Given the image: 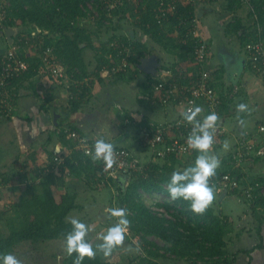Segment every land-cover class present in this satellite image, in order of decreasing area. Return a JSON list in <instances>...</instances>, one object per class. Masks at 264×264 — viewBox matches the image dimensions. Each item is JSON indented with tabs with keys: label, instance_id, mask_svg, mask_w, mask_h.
I'll return each mask as SVG.
<instances>
[{
	"label": "crops",
	"instance_id": "obj_1",
	"mask_svg": "<svg viewBox=\"0 0 264 264\" xmlns=\"http://www.w3.org/2000/svg\"><path fill=\"white\" fill-rule=\"evenodd\" d=\"M9 1L12 6V0ZM146 1L149 2L150 0ZM156 1L158 0H154L152 7L156 5ZM181 1H183V4H189L194 8L192 11L196 12V16L193 17L200 23L201 34L208 44L209 54L212 49L213 52L216 49L215 63L209 65L208 59V64L206 65L213 78L215 79L214 76H217V80H214L216 90L224 96L235 85L239 86V93L235 96H239V101L236 100L237 98L230 100L228 110L224 111L225 136L221 139L218 147L214 149L220 159L230 157L236 147L237 140L244 136L245 133L248 138L256 141L257 144L264 140V132H259V126L264 125V78L250 67L242 41L236 35L231 36L227 32L228 23L235 21L236 18L241 19L244 26L252 27L254 17L250 16V9L247 4L237 5L234 9H228L229 0H202L195 3H191L188 0ZM148 4L146 3L147 8L149 7ZM135 9L140 14L141 11L146 12L147 10L142 7H135ZM185 14L182 13L180 5H178L170 16L182 17ZM89 17L91 16L85 12L81 18V25L88 21L92 22ZM16 20L18 18L14 16L13 21ZM138 21L139 19L136 16L129 12H123L111 18L109 24H105L101 20L94 24L93 27L87 25L84 27L93 34V43L99 47H102L101 43L105 42V40L108 41L109 38L107 37H109V34L114 33L115 35L129 36L133 41L147 43L148 48L145 49L146 51L140 62L145 57L156 55L162 61L160 66L163 65L164 67L187 66L190 63L189 61L192 59L191 50L188 51L183 48L176 29L168 32V35L178 37L176 42L179 43L178 48H174L173 52H171L146 34L138 26ZM164 21L166 19L162 20L161 24ZM255 22L256 24L258 23V21ZM70 23L71 25L73 24L71 20ZM62 26V24L59 25L58 31L51 32V37L49 34H46L45 37L47 36L53 40H56L58 36L61 37V33L64 30ZM16 27L19 28L18 32L31 35L37 24L27 23ZM163 30L167 32L172 29L164 28ZM249 30L251 31V29ZM0 37L3 39V43H0V46H4L0 50V55H2L9 49L10 43L1 26ZM213 37L214 40L218 41L214 48L209 42V39H213ZM183 44L186 45L184 42ZM85 45L83 44L82 46L84 47ZM222 48L226 49L231 57L235 56L237 61H239L241 66L240 76H236L234 70H232L233 74L231 76L228 74L225 63L220 58ZM3 49L5 50L3 51ZM90 51L94 52L92 53L93 58L90 55ZM37 52H32L30 58L33 59ZM182 52H188L187 57L184 59L178 58V54H182ZM83 53L89 76L87 75L80 82H77L73 74L65 69L63 70L64 76L56 78L43 69L38 73L33 68L34 73L30 71L18 82L14 83L15 88L19 90L15 111L9 118H0V179L8 180V183H0L1 213L2 209L12 210L13 206L10 207L11 204L13 205L11 203L12 199L10 201L8 198L9 196L11 197L13 191L17 195L24 194L29 196L32 191L30 186L40 183L43 179L47 180V178L48 181H52L50 188L55 195L64 191L74 192L77 197L76 201L80 205L83 194L95 199L98 192L103 193L102 190H95L89 186L87 188L84 180L63 169L65 159L75 150L71 146L73 143L71 139L66 137L63 140L60 138L62 125L73 126L84 135L109 137L113 144H119V146L131 149L138 157L143 155L144 159H148L150 153L138 150L136 128L131 127L126 122V119L131 117L137 122L143 120L166 122L178 115V108L175 106L165 107L159 103L145 100V95L151 90L150 80L153 74L142 71L138 67L139 64L137 65L138 71H132L125 75L124 78L111 76L108 71L101 72V77L99 76L98 78L93 74L97 66L98 53L89 46L85 48ZM222 67L223 69L221 70ZM90 77L91 86L88 99L82 102L79 111L73 112L69 110L68 103L71 97H76L74 96L75 91L73 88L79 89L80 84L89 83ZM239 103L247 104L250 110V114H240L246 122L244 128H241L237 122L236 106ZM67 140H71V145ZM224 141L229 142L228 150L223 148ZM55 158H61V163L56 162ZM245 172L248 177L259 176L264 180V158L257 160L252 166L247 165ZM114 181L116 184L117 182L124 184L126 182L125 179L122 181V176H118ZM24 183L26 184L25 187H23ZM36 186L39 187L38 191L43 189V186L41 187L39 184ZM107 186L116 188L112 182L104 185V187ZM223 194L224 196H222ZM222 195L215 208H217L216 212L226 217L231 224L230 232L225 238L228 242L229 252L251 250L249 254L241 252L237 261L233 264H238L241 256H243V264H264V222L260 235L258 234L259 221L254 218L252 210L249 212L246 209L247 201L239 194L226 195L222 193ZM228 197L236 200L237 204H234V202L228 203ZM223 207H226L230 213L226 214ZM249 208L251 207L249 206ZM78 210L86 212V209L83 210L82 207L81 209L76 208L71 211L69 216ZM248 212L252 214V222H250ZM5 231L6 220L0 219V233ZM261 240L263 246L258 247L257 245Z\"/></svg>",
	"mask_w": 264,
	"mask_h": 264
},
{
	"label": "trees",
	"instance_id": "obj_2",
	"mask_svg": "<svg viewBox=\"0 0 264 264\" xmlns=\"http://www.w3.org/2000/svg\"><path fill=\"white\" fill-rule=\"evenodd\" d=\"M86 1L87 0H12L9 14L12 18L17 16L18 20L10 21V26L36 23L37 26L41 28H47L52 32H56L59 24L56 25L55 22H52L51 17L54 19V16L61 14L67 19L63 18L60 20V25L62 24V29H64L61 33V37L58 36L56 40H53L46 36V43L40 50L38 49L37 55L34 56L33 59L28 57V61L31 63V73H34L41 67V51H44L47 46L53 47L60 65L67 72H71L77 82L82 81L87 75L89 76L83 53L87 46L98 53L97 66L93 73L98 78L99 76L101 77V72H105V70H107L111 76H116L118 78H124L125 75H128L132 71H138L137 65L141 57L144 56L148 44L136 40L133 41L129 36L115 35V33L109 34L108 41L101 43L102 47L93 43V34L89 32L84 25H81V18L85 14L82 4ZM100 1L102 2V0H98L97 2L100 3L102 8L103 4ZM145 1L146 0H144V2ZM166 1H172L176 3L177 6L180 5L182 13H186L185 16H170L171 12H169L168 2H165V5H161L160 0L156 1L155 6L158 5L157 7L159 9L157 12H153L152 3H154V0H150L149 2L146 1V3H149L146 12L141 11L140 14L138 10H134L133 5H129L126 9L122 10L121 8L119 11H115V14L119 12H129L133 16H136L137 19H139L137 22L138 26L146 34L150 35L155 42H159L165 49L171 52H173L172 50L174 48H178L179 43L176 42L178 37L170 36L168 32H172L174 31L173 29H176L183 48L188 51L191 50L190 53L192 54L191 18L196 16V12L192 11L194 8L191 5L183 4L181 0ZM250 1L251 7L257 13L258 23L262 28V36L264 38V0ZM243 4L246 5L244 0H229L228 9H234L235 6H241ZM140 6L141 5L138 7L140 8ZM249 9L250 16H253V10L250 7ZM161 15L163 19L167 18L163 24H161L162 20L161 23L157 21V17ZM70 20L73 23L72 25ZM255 21L256 20H254L252 27H246L243 25L241 19L236 18L235 21L228 23L227 32L231 36L236 35L237 38L242 41L243 46H245L252 38H255L256 29H258ZM198 26L199 31L202 32L200 25ZM164 28H171L172 30L166 32L163 30ZM249 29H251V31ZM184 39H187V45L183 44ZM115 41L131 44L134 52H136L130 56V65L124 71L112 72L111 70L113 66L112 62L114 60L119 61L121 58L118 51L110 46V43ZM83 44L86 45L83 47ZM109 54H112V59L108 57ZM187 54L188 52H182V54H178V58L184 59L187 57ZM105 67L106 69L104 70ZM222 69L223 67L221 70ZM21 78L15 80L13 84L18 82ZM164 79L168 81L170 77L166 76ZM90 83L91 77L89 78V83L80 84L79 89L73 88L75 91L74 96L76 97H71L68 103L69 110L73 112L80 110L82 102L89 97ZM150 92L155 99L158 98L156 93H152V86ZM228 102L229 101H226L224 103L223 110H228V106L226 105ZM128 118L134 120L131 117ZM144 122L147 121L145 120ZM65 125L66 124L62 125L60 131V138L63 140L67 137L63 132ZM130 126H133V128L135 127L134 125ZM71 128L78 130L73 126ZM88 137L91 139L98 137L107 142H112L109 137L95 135ZM67 142L71 145V140H67ZM220 143L221 142H218V144ZM137 144L138 150L147 152V150L142 149L138 138ZM113 145L116 148H125L116 144ZM71 146H74V143H72ZM216 147H218V145H214V149H216ZM196 155L197 153L193 151L191 158L182 164H179V160L176 156H172L170 161H156L152 160L151 157L148 158V156V159H144L142 155V158L139 157L142 159V168L134 171L130 175L129 183L124 186V183L117 182L120 186L118 201L123 208H127L130 211V216L128 217L131 221L130 230L141 235V239L147 244L145 246V252L140 254L137 259L129 264H163L159 260L160 257H172L174 260H184V264H233L237 261L238 255L241 252L247 254L251 252V250H242L235 253L229 252L228 242L225 240L230 232L228 219L217 213L215 208L222 193L226 195L239 194L247 203L252 202L250 207L254 218L259 221L258 234L261 235L264 216H262V213L259 211V207L264 208V195H259L252 201L248 200L244 189L248 184H246L245 181L240 180L244 188L236 187L231 191H219L213 206L203 216L194 214L190 210L188 202L184 200L172 201L170 199V194L167 191V184L170 181L171 174L176 170H182L192 165ZM231 156L220 159L221 167L217 170V175L212 180L228 172L237 173L235 169L233 170ZM63 169L69 171L77 178L84 180L89 186L94 184L95 178L104 170L101 162H93L91 156L85 155L84 152L78 150L73 151L72 154L65 159ZM111 179L115 180L113 178ZM0 183H8V180L1 178ZM51 183L52 181H48V178L47 180L43 179L38 183L41 187L43 186L41 191H38V187L36 186L38 184L32 185L30 186L32 187L31 195L27 196L20 194L16 195L13 199V205L11 204L10 206H13L12 213L11 215L8 214L6 217L7 230L0 233V254H13L20 243L29 240L37 244L49 240L63 239L65 241L66 233L71 230V225L66 222V217L69 216L73 209L81 208L82 206L77 203L76 193L74 192L64 191L63 193L55 195L50 188ZM96 183L100 184L99 181H96ZM252 184L255 183L252 182ZM157 192L165 194L168 198L161 203H157V206L166 209L168 215L159 214L145 203L143 198L144 193L155 194ZM4 211L7 210L2 209V212ZM149 236L159 237L164 240V243L159 245L154 240L148 239ZM257 246H263L262 240ZM73 259L74 257H69L66 254L62 260V264H73ZM84 264L116 263L110 259L106 260L98 253L94 260L85 259Z\"/></svg>",
	"mask_w": 264,
	"mask_h": 264
},
{
	"label": "built area",
	"instance_id": "obj_3",
	"mask_svg": "<svg viewBox=\"0 0 264 264\" xmlns=\"http://www.w3.org/2000/svg\"><path fill=\"white\" fill-rule=\"evenodd\" d=\"M98 0H87L82 4L84 12L89 14L92 22L104 21L106 24L110 23V19L120 15L122 12L115 14L122 8L126 9L129 5L137 8L139 5L143 9H148L144 0H102V8ZM187 1V0H185ZM195 3L202 0H188ZM245 3L253 10L254 20L258 21L257 13L251 7L250 0H244ZM161 5L168 2L169 12H173L176 3L172 1L160 0ZM158 6V5H157ZM157 6L153 7V12L159 9ZM11 3L6 0H0V26L4 30L5 27L10 26L9 22L13 20L9 14ZM158 15V13H157ZM163 16L157 17V21L161 23ZM65 19L61 14L54 16L55 20ZM191 31H192V60L187 66L177 67H164L159 66L155 74L151 75L152 93H156L158 98L155 99L149 92L145 95V100L148 102L159 103L165 107L175 106L178 108V115L173 119L166 122L156 121H140L127 118L126 122L129 125H134L136 128L137 138L143 150L150 153L152 160H171L172 156L178 159L186 156H191L193 150L187 146V137L191 131V126L183 120L181 111L190 106H200L203 108L201 117L211 112H216L220 117V124L216 132V143L221 141L226 132V126L223 122L225 113L223 110L224 103L235 99L239 93V86L235 85L230 91L226 92L223 96L222 93L216 90L214 85V78L206 67L208 64L209 49L206 40L203 38L199 31V23L195 17L191 18ZM136 20V19H135ZM257 28L255 38L245 45L247 59L250 67L258 72L264 78V38L262 36V28L259 23L256 24ZM16 27V26H15ZM18 28V27H17ZM19 29V28H18ZM59 27L56 29L58 31ZM38 32V33H37ZM33 31L31 35L17 32L13 43L10 44L9 49L0 55V118H9L14 113L16 104L19 97V90L15 88L13 82L23 77L28 71L31 70V63L28 61L32 52H37L43 45H45V35L50 33H41V30ZM45 32H48L47 30ZM51 37V35H50ZM129 40V39H127ZM183 42L187 45V39ZM110 46L113 47L118 54L121 55L119 61L112 62V72L124 71L130 65V56L135 54L131 44L123 42H111ZM112 59V54H109ZM42 65L38 68L39 73L42 69L49 72L56 78L64 76V68L60 65L57 55L52 46H47L44 51H41ZM106 67L104 68V70ZM107 71V70H105ZM170 77V80L165 81V77ZM227 98V100H225ZM63 132L68 139L74 143V150L94 154V145L98 137L91 139L87 135L80 133L78 130L72 129L70 126H65ZM259 132H264V125L259 126ZM107 142V141H106ZM112 143V142H110ZM113 144V143H112ZM117 163L108 171H105L102 161V168L104 169L99 173L100 177L130 176L134 171L142 168V159L137 156L131 149L115 147ZM91 156V155H88ZM231 163L233 170L237 173L228 172L219 176V178L212 180L216 187V191L234 190L236 187L244 188L240 183L243 180L247 184L248 176H246L245 168L247 165H254L258 159L264 157V140L259 144L256 141L248 138L245 133L244 136L239 138L236 147L231 156ZM61 158H55L56 162L61 163ZM56 167V166H54ZM247 177V179H245ZM248 200H253L259 195H264V185L261 182L255 184L248 183L244 188ZM159 214H166L168 212L165 208L158 206L153 209Z\"/></svg>",
	"mask_w": 264,
	"mask_h": 264
},
{
	"label": "clouds",
	"instance_id": "obj_4",
	"mask_svg": "<svg viewBox=\"0 0 264 264\" xmlns=\"http://www.w3.org/2000/svg\"><path fill=\"white\" fill-rule=\"evenodd\" d=\"M236 111L237 122L241 128H244L246 122L240 114H250L248 105L239 103ZM202 112V107L190 106L180 113L183 120L191 126L187 146L197 155L192 165L174 171L167 184V191L172 201L188 202L190 210L201 216L207 213L216 200V187L212 179L221 167V160L214 152L220 117L214 111L201 117ZM223 148L229 149L228 141H224ZM86 155H91L93 162L102 161L105 171L117 163L115 146L102 138L95 141L94 154L86 153ZM104 216L110 226L102 233H97L93 224L83 222L75 216L66 217L71 230L65 235L64 251L69 257H74L73 264H84L85 259L94 260L98 253L108 260L116 251L125 248L130 252H142L138 244L134 249L131 245H126V236L131 226L128 218L130 211L127 208L106 207ZM0 264H23V262L12 253H4L0 254Z\"/></svg>",
	"mask_w": 264,
	"mask_h": 264
},
{
	"label": "rangeland",
	"instance_id": "obj_5",
	"mask_svg": "<svg viewBox=\"0 0 264 264\" xmlns=\"http://www.w3.org/2000/svg\"><path fill=\"white\" fill-rule=\"evenodd\" d=\"M6 1L10 2L9 0H6ZM51 20H52V22H55L56 25H58V24L60 25L59 20H54V19H52V17H51ZM94 24H96V23L88 21V22L84 23V26L87 25V26L93 27ZM34 29H35L34 30L35 32H37L38 29H40L41 30L40 34L52 32L51 30H49L47 28L44 29V28H41L39 26L34 27ZM46 30L48 32H45ZM107 38H109V37H107ZM107 38H104V39H107ZM105 42H106V40H105ZM209 42L211 43L212 48H214V45L218 41L214 40V37H213V39H209ZM236 42H237V40H236ZM0 43L1 44L3 43V39L1 37H0ZM218 46H219V43H218ZM3 47L0 46V50ZM4 50L5 49H3V51ZM215 51H216V49H215ZM215 51L213 52V49H212V52L209 54L210 55L209 56V65L215 63L214 62L216 60V52ZM92 53H94V52L90 51V55L93 58ZM221 53H222V55L220 56V58L223 61H225V56H227L228 59H229V56H231L230 53L224 48H222ZM174 61H176V60H174ZM92 63L94 64L93 59H92ZM240 67L241 66H240L239 61L235 62L234 65H232V69L236 73L235 74L236 76H240V74H241ZM214 77H215L214 80H217L216 79L217 76H214ZM235 78H237V77H235ZM235 81H236V79H235ZM236 98L235 99L237 101H239V96ZM225 100H227V98ZM226 105L229 107L230 101ZM228 129H229V127H228ZM228 134H230V133L228 132ZM190 158H191V156H186V157H182V158L178 159L179 164H182L185 161H188ZM262 158H264V157H262ZM110 179L111 178H108L106 176H104V177L97 176V178H95V180L99 181L100 184H97L96 181L94 180V184L89 186V184L86 182L85 184H86L87 188L89 186L95 190H100V191L102 190L103 193L98 192V195L95 199H93V197H89V196L83 194L80 201H81V205H82L83 210L86 209V212H81L78 210L73 215H71V216H75V217L79 218L83 222L93 224L96 228L97 233L106 232L107 228L110 226V223L106 220V218L104 216V209L106 207H123L120 205V203L118 201V197H119V193H120V188H119L120 186L118 185V183L117 184L114 183L115 182L114 180H112V179L110 180ZM125 180H126V182H125L124 186H126L129 183L130 177H128ZM109 182H112V184H114V186H116V188H112L111 186L104 187V185L109 184ZM252 182H254V183L261 182L262 185H264V181L259 176H257V177H250L249 176V178L247 180V184L252 183ZM25 186H26V184L24 183L23 187H25ZM218 194L219 193L217 191L216 197L218 196ZM16 195H17V193H15L13 191L11 197L9 196L8 199H10V201L12 199L11 203L14 202L13 199L16 197ZM143 198L145 200V203L152 209L158 207L157 203H161L162 201L168 199L165 194L158 193V192L155 194L144 193ZM230 202H234V204H237L236 200H233L231 197H228V203H230ZM251 203L252 202H248V203L246 202V209H248L249 212L251 211V208H249ZM223 210L226 214L230 213V212H228L226 207H223ZM11 211H4L2 213L0 211V219L6 220L7 215L8 214L11 215V213H10ZM259 211L262 213V216H264V208L259 207ZM249 212H248V215L250 218V222H252L253 221V218L251 217L252 214ZM228 223H229L228 225L231 226L230 222H228ZM6 230H7V228H6ZM148 239L154 240L159 245H162L164 243V240L159 238V237L149 236ZM64 243H65V241L63 239L49 240V241L42 242L40 244H37V243L29 240V241L20 243L16 248L17 251H15L13 254L16 255L19 259H21L23 264H62V260L66 256V252L64 251ZM137 244L142 248V252L136 253L135 251H132V252L127 251L126 248L120 249L113 254V256L110 258V260L115 262L116 264H129L130 262L137 259V257L140 254L145 252V246L147 244L145 243L144 240L141 239V235L136 234L134 231H131L129 228V231H128L127 236H126V245H131L134 249ZM242 257L243 256H241V260L239 261L238 264H243ZM159 260H161V262L163 264H184L185 263L184 260H174V259H172V257H170V258L160 257Z\"/></svg>",
	"mask_w": 264,
	"mask_h": 264
},
{
	"label": "water",
	"instance_id": "obj_6",
	"mask_svg": "<svg viewBox=\"0 0 264 264\" xmlns=\"http://www.w3.org/2000/svg\"><path fill=\"white\" fill-rule=\"evenodd\" d=\"M3 31L5 32V35L9 41V43L12 44L14 36L18 32V28L14 27V26H7L4 28ZM235 62H237V59L235 58V56H232V57L230 56L229 59L225 58L224 63H225L227 72L230 76L233 74L232 65H234ZM161 63H162V61L159 60L156 55H151L149 57L143 58L142 61L139 63L138 67L142 71H145L146 73L155 74L157 68L160 66ZM117 145H119V144H117ZM127 178H128V176H126V175L122 176V179H127ZM222 196H224V194Z\"/></svg>",
	"mask_w": 264,
	"mask_h": 264
}]
</instances>
